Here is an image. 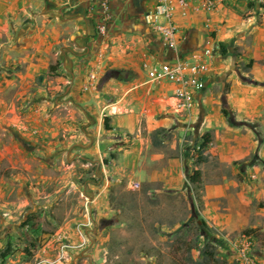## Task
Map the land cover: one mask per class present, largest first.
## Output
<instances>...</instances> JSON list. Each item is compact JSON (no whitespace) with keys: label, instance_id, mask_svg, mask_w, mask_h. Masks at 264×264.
Here are the masks:
<instances>
[{"label":"crops","instance_id":"0c3cea01","mask_svg":"<svg viewBox=\"0 0 264 264\" xmlns=\"http://www.w3.org/2000/svg\"><path fill=\"white\" fill-rule=\"evenodd\" d=\"M214 3L175 9L171 49L142 19L155 0H109L106 33L97 26L102 0H0V128L10 165L62 157L98 168L113 146L111 173L147 175L149 163V181L199 189L210 226L229 230L242 210L244 227H264V0ZM178 59L209 64L188 114L173 108L174 84L148 82L141 66ZM192 169L198 183L187 178Z\"/></svg>","mask_w":264,"mask_h":264},{"label":"rangeland","instance_id":"374dc122","mask_svg":"<svg viewBox=\"0 0 264 264\" xmlns=\"http://www.w3.org/2000/svg\"><path fill=\"white\" fill-rule=\"evenodd\" d=\"M5 138L0 128V264H235L243 236L251 264H264V227H244L242 210L229 230L210 226L197 184L149 181V163L147 175L111 173L113 146L100 168L62 157L12 167ZM30 215L36 220L26 223Z\"/></svg>","mask_w":264,"mask_h":264},{"label":"built area","instance_id":"2783aa9c","mask_svg":"<svg viewBox=\"0 0 264 264\" xmlns=\"http://www.w3.org/2000/svg\"><path fill=\"white\" fill-rule=\"evenodd\" d=\"M109 0H102L104 8L103 21L98 23L101 33H106V20L109 18ZM191 0H155L154 6L144 12L143 22L159 32L160 41L163 46L177 49L178 28L174 24L172 17L176 8L188 9ZM214 0H205L204 7L210 9L214 6ZM218 45L213 43L212 48L203 51L205 57L211 58L214 49ZM142 69L146 73L147 81L151 83L167 82L174 84V104L176 113L188 114L195 106L196 94L204 88V77L209 70L207 59H178L175 62L160 61L155 63L144 62ZM234 244L237 253L235 264H251L252 260L247 253L249 242L243 236Z\"/></svg>","mask_w":264,"mask_h":264},{"label":"trees","instance_id":"16d2710c","mask_svg":"<svg viewBox=\"0 0 264 264\" xmlns=\"http://www.w3.org/2000/svg\"><path fill=\"white\" fill-rule=\"evenodd\" d=\"M224 112H225V111H224ZM104 127H105V128H108V125H107V123H106V119H105ZM189 180H190L191 182H193V183H198V181H199V172H198V171H194L193 175H191V177L189 178ZM34 216H35V215H30V216L28 217V220H27L26 223L30 222L31 220H36V218H35ZM24 225H25V223H24Z\"/></svg>","mask_w":264,"mask_h":264}]
</instances>
